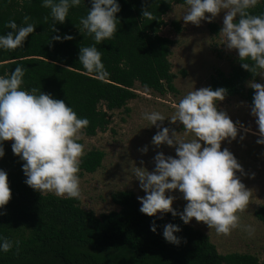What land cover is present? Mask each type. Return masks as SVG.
<instances>
[{"label": "trees", "instance_id": "1", "mask_svg": "<svg viewBox=\"0 0 264 264\" xmlns=\"http://www.w3.org/2000/svg\"><path fill=\"white\" fill-rule=\"evenodd\" d=\"M42 3L43 0H0V35L12 31L5 27L10 20L23 26L25 16L30 17L28 23L36 26L23 47L14 51L0 49V76L7 77L17 67L24 68L22 88L64 100L79 118L90 122L83 129L87 137L108 130L110 112L129 110V102L138 98L137 86L162 96L177 92L170 62L175 42L161 34L167 26L165 16L174 5L188 6L186 0H117V32L113 39L101 44H95L86 31L80 32L81 18L86 17L92 0H81L79 6L71 7L65 22L54 25L58 30L55 32L50 9L42 7ZM145 7L154 20L143 17ZM249 12L264 15V0ZM173 25L180 31L177 23ZM209 28L214 35L221 31L214 23ZM57 35L73 39L53 40ZM93 45L102 54L108 73L104 79L86 71L79 61L81 47ZM242 63L238 59L228 75L217 71L209 88L226 89L225 96L240 97L252 108L255 90L246 87L260 75L254 76ZM12 143L2 142L5 155L0 157V170L6 172L12 193L9 203L0 208V243L6 238L13 247L7 253L0 250V264H264L253 255L221 254L206 233L185 224L179 215L166 213L161 218L141 213L142 205L132 191L114 193L112 200L119 211L101 216L85 210L80 200L40 194L25 183V162L13 153ZM105 156L98 149L85 153L79 174L95 173ZM173 208L178 213L184 210ZM255 216L264 224V204ZM153 222L155 232L151 230ZM167 224L179 227L180 231L174 233L180 240L178 245L164 239Z\"/></svg>", "mask_w": 264, "mask_h": 264}, {"label": "clouds", "instance_id": "2", "mask_svg": "<svg viewBox=\"0 0 264 264\" xmlns=\"http://www.w3.org/2000/svg\"><path fill=\"white\" fill-rule=\"evenodd\" d=\"M259 2L186 0L189 7L183 20L199 26L201 21L211 23L224 12L220 31L224 45L237 51L245 70L254 76H264V15L249 12ZM80 4L81 0H43L42 7L50 9L54 21L52 31H58L54 27L56 22L64 23L69 9ZM148 9L142 10L143 17L154 20ZM119 11L117 0H92L86 17L81 18L80 32L86 31L94 38L95 44L113 39ZM29 20L30 17L25 16L23 26H18L14 20L8 21L5 27L12 31L0 35V49L14 51L23 47L27 37L35 32L36 26L28 23ZM52 39L71 40L73 37L57 35ZM79 61L86 71L96 73L100 79L108 76L102 54L95 45L81 47ZM24 75L25 69L17 67L10 76H0V157L5 155L2 142L13 141V153L25 162L23 172L28 186L40 194L52 193L60 198L79 200L82 198L80 165L85 155L84 145L79 141L90 122L79 118L64 100L41 92L36 94V89L24 90ZM249 86L255 90L251 115L256 117L262 137L257 143L264 144V84L253 80ZM225 94L223 88H200L189 91L174 106L176 111L170 117L171 123L179 121L183 125V136H191V139L181 138L174 129L162 127L165 116L160 112L143 114L145 120L159 129L152 143L157 147H175L176 157L159 152L154 157L153 171L135 167V178L146 193L138 197L141 213L149 217L160 213L161 218L163 214L171 213L173 217L179 215L185 224L194 218L214 229L217 235L228 236L241 227L249 235L254 233L251 226L241 225V214L247 211L251 199V191L236 175L238 171L242 172L241 165L227 148L221 150L222 142L235 140L239 131V122L234 123L226 112L218 110L217 102L223 101ZM147 150V146L141 149L145 153ZM175 190H179L187 202L182 213L172 206L176 197L166 195ZM11 196L8 176L0 170V208L9 203ZM151 230L156 231L155 222ZM178 231V226L167 224L163 237L178 245L180 240L174 235ZM12 247L13 242L6 238L0 243V250L5 253Z\"/></svg>", "mask_w": 264, "mask_h": 264}, {"label": "rangeland", "instance_id": "3", "mask_svg": "<svg viewBox=\"0 0 264 264\" xmlns=\"http://www.w3.org/2000/svg\"><path fill=\"white\" fill-rule=\"evenodd\" d=\"M188 7L174 5L165 16L167 26L163 28L161 34L175 42L170 62L172 72L176 75L174 84L177 92L162 96L137 86L138 90L135 92L138 98L129 102L128 111L122 109L110 112L111 124L107 131L98 132L95 137H87L82 132L81 141L85 153L98 149L106 154L102 166L95 173L79 174L81 205L97 216L119 211V206L112 200V195L116 192L132 191L137 199L146 195L135 178V167L153 171L154 157L159 152H163L165 156L176 157L175 147L167 145L157 147L152 143V138L159 129L145 120L143 114L160 112L165 116L162 127L174 129L181 138L191 139V136H183V125L179 121L171 123L170 117L176 111L174 106L189 91L209 88L211 78L217 71L228 75L232 66L237 64L239 59L237 51L227 49L221 33L214 35L209 30L212 23L222 29L225 13L221 12L211 23L204 20L196 26L183 20ZM173 23L180 26V31L176 30ZM250 82L247 83V89H252L249 86ZM255 82L264 84V76H259ZM217 107L219 111L226 112L234 123L239 122L237 138L231 142L223 141L221 150L227 148L241 165L242 172L238 171L236 175L251 191L249 207L241 214V225L251 226L254 233L249 235L245 228L241 227L224 236L217 235L214 229H209L203 222H197L194 218L188 224L206 233L221 254H248L256 256L263 262L264 224L255 216L256 210L264 204V144L257 143L262 137L259 135L256 117L251 115V107L247 101L240 97L225 96L223 101L217 102ZM145 146L148 149L146 153L141 151ZM166 195L176 197L173 207L186 206L187 202L179 190ZM157 215L161 216L160 213Z\"/></svg>", "mask_w": 264, "mask_h": 264}]
</instances>
